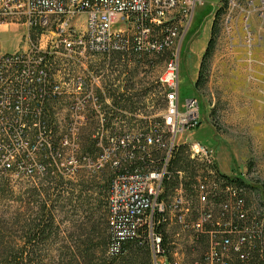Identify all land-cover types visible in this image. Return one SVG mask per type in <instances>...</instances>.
<instances>
[{"label":"built area","instance_id":"obj_1","mask_svg":"<svg viewBox=\"0 0 264 264\" xmlns=\"http://www.w3.org/2000/svg\"><path fill=\"white\" fill-rule=\"evenodd\" d=\"M227 2V24L235 9H240L247 25L264 18V0ZM204 4L203 0H0V26L23 24L29 29L27 49L14 53L0 49V178L75 177L84 168L109 169L111 255L138 239L148 245L153 264H184L168 259L172 245L165 242L162 228L171 214L192 233L193 244H202L201 254L189 264L264 260V206H248L246 183L220 171L216 148L181 141L201 126L203 114L198 99L181 100L177 40L182 21ZM79 15L86 17L83 32L69 26ZM119 25L133 28V37ZM166 49L171 53L159 77L166 107L161 122L146 128H122L113 122L117 115L133 113L105 94L100 76L88 71L64 80L52 68L56 56L65 66L87 68L96 55ZM62 99L68 100L66 116L57 122L51 105ZM94 124L96 157L83 150L82 137Z\"/></svg>","mask_w":264,"mask_h":264},{"label":"rangeland","instance_id":"obj_2","mask_svg":"<svg viewBox=\"0 0 264 264\" xmlns=\"http://www.w3.org/2000/svg\"><path fill=\"white\" fill-rule=\"evenodd\" d=\"M203 1L205 4L197 8L193 17L180 24L177 40L181 49V100L198 99L203 114L201 126L184 134L181 141H200L216 148L220 171L247 181L248 206L258 208L264 206V18H255L247 25L243 13L235 9L231 13L232 21L227 24V0ZM214 23L213 47L204 59ZM69 26L83 32L85 15L76 16ZM118 27L133 37V28ZM28 36L26 25H1L0 49L9 53L23 51L27 49ZM30 37L34 38L32 32ZM170 53V49H166L160 55L134 52L96 55L87 68L65 66L63 58L56 56L52 68L64 80L79 72L87 75L90 71L100 76L101 88L111 98L125 91H129L127 95L134 94V99L139 101L135 108L128 104L120 106L133 115H117L113 122L122 128L140 129L162 120L166 99L159 77ZM130 85L134 87L128 88ZM67 104L68 100L62 99L51 105L50 112L55 121L63 122ZM96 128V124L89 126L82 136L83 150L94 157L99 153ZM110 182L109 169L92 171L84 168L75 177L63 174L1 177L0 254L3 241L24 237L21 229L30 217L41 224V230L47 226L43 235L46 239H42L41 231L37 230L34 253L37 261L44 259L47 262L37 264H67L72 254L80 255L78 247L89 248L88 256L95 262L110 259L107 255ZM45 204L47 209L44 211L42 206ZM197 214L194 211L193 217ZM169 219L164 230L172 245L168 259L172 263H192L201 254L202 244H193L192 233L184 231L173 215L170 214ZM87 238L90 239L88 245L83 242ZM144 255L143 250L142 253L135 250L123 259L126 264H145L147 258ZM148 264H153L151 253Z\"/></svg>","mask_w":264,"mask_h":264},{"label":"trees","instance_id":"obj_3","mask_svg":"<svg viewBox=\"0 0 264 264\" xmlns=\"http://www.w3.org/2000/svg\"><path fill=\"white\" fill-rule=\"evenodd\" d=\"M215 32H216V24L214 23L213 28H212V38L209 41L206 53L204 55V59L211 53L213 43H214ZM162 53L163 52L158 53V55ZM199 81L201 80L199 79ZM130 87L133 88L134 86L133 85L128 86V88ZM127 92L129 91H125L120 94L112 95L114 103L119 106H124V107H125L124 104H128L132 108H135L139 101L134 99V96H135L134 94L131 93V95H127ZM132 119L135 120V117H132ZM240 180L243 181V179H240ZM245 182L247 183V181ZM84 193H87V192L84 191ZM81 198L83 199V197ZM86 200H88L87 197H86ZM42 209L45 211L47 209V205L45 204L44 206H42ZM40 226L41 224L39 225L38 223H36V220L34 218L31 219L30 217H28L25 220V224L22 226V229H21L24 232V237H20L17 239L14 238L13 240H7V241L2 242L1 244L2 251L0 254V264H37V263H42V262L46 263L47 262L46 260L42 259V260L37 261V259L34 257V253H35L36 246H37L36 244L37 234H38L37 230L41 231V233H39L40 236L45 235L47 231V226H44L42 230L40 229ZM165 227L166 225L163 226L162 230L164 233L165 242L168 243L170 242V240H169V235H167L164 232ZM87 233L88 232L86 231L85 234L89 237ZM46 238H47L46 236L42 237V239H46ZM89 240L90 239L87 238L83 242L86 245H88ZM110 242H111V236H110V229H109V242H108L107 255L109 256L110 259L103 258L102 261L95 262L92 257L88 256L89 248L85 246L86 247L85 250L84 249L82 250L80 247H78V250L80 251V255L76 253L72 254L67 264H126L125 259H123V256L125 257V255L128 252L135 251V250L137 253H142V250L145 252V255H146L145 258H147L145 264H148V260L150 258V250H149L148 245L145 242H142L138 239L129 240L124 244L122 252L118 255H111L109 253ZM137 250H140V251H137ZM85 252L87 253L85 254ZM236 264H264V260L261 259L260 257H257L256 259H253L247 263L239 261Z\"/></svg>","mask_w":264,"mask_h":264}]
</instances>
